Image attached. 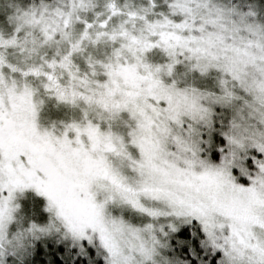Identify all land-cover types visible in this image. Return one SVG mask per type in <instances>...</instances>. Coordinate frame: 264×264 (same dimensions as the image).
Segmentation results:
<instances>
[{"label":"snow or ice","instance_id":"snow-or-ice-1","mask_svg":"<svg viewBox=\"0 0 264 264\" xmlns=\"http://www.w3.org/2000/svg\"><path fill=\"white\" fill-rule=\"evenodd\" d=\"M0 264H264V0H0Z\"/></svg>","mask_w":264,"mask_h":264}]
</instances>
